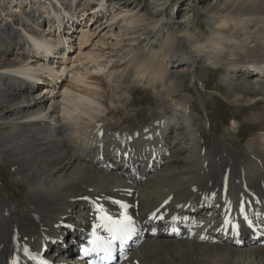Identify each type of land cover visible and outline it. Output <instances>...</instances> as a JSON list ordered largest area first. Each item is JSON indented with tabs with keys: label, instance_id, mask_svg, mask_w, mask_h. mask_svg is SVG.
<instances>
[{
	"label": "bare ground",
	"instance_id": "obj_1",
	"mask_svg": "<svg viewBox=\"0 0 264 264\" xmlns=\"http://www.w3.org/2000/svg\"><path fill=\"white\" fill-rule=\"evenodd\" d=\"M79 1L19 0L0 19V158L19 189L0 168V264L39 257L76 264L73 240L92 231L101 207L117 218L127 212L142 227L144 241L120 264H264V236L230 243L208 211L198 212V238L168 232L170 211L220 202L223 186L224 208L243 200L264 215V76L254 67L264 69V0H156V18L142 0ZM167 2L204 14L208 32L173 21L161 11ZM49 47L56 50L48 57ZM204 67L255 121L245 143L213 132L206 114L209 140L190 97L170 106L186 79L207 89ZM103 79L114 83L113 95ZM136 86L150 90L145 117L109 119L120 109L107 100L129 105ZM201 107L207 113L205 101ZM145 138L161 155L147 171L151 151L142 169L129 167L121 147ZM144 158L132 160L139 166Z\"/></svg>",
	"mask_w": 264,
	"mask_h": 264
},
{
	"label": "rangeland",
	"instance_id": "obj_2",
	"mask_svg": "<svg viewBox=\"0 0 264 264\" xmlns=\"http://www.w3.org/2000/svg\"><path fill=\"white\" fill-rule=\"evenodd\" d=\"M18 1L19 0H0V5L3 4V7H7L10 9V13H8V16L1 17L0 19L6 21L9 15L14 14L15 12L13 11V9L14 7L17 6ZM82 2H83L82 0L79 1V4L81 5ZM142 3L146 5L147 7L146 12L149 14V16H152L154 18L158 17V15L160 14L159 11L160 8H158V6L156 5V0H142ZM173 5L175 4L167 2L163 10L161 11L164 14L167 13V15L172 17L173 21L188 19L191 22L199 25L201 32L203 33L208 32L207 29L208 25L206 22L207 20L204 14L202 13L193 14V15L187 14L185 13L187 10H184L185 7L183 4L175 12V7H173ZM90 6L91 5H89V7ZM201 72L202 74L200 75L201 76L200 78L206 84L207 89H203L201 83H198L196 85L195 82L192 83L191 81L186 79L184 81L183 89H180L179 94L174 99V101L170 102V106H172V108L175 109L179 105L182 97L185 96L190 97L191 104H193L195 108L197 107V110L199 112V114L196 116L199 121V125L209 140L212 139V135H210L207 132L208 125H206V114L210 118V127L213 132L217 133L218 135L222 133H227L226 135H228V137L233 141L234 144L245 143V141L249 136H244V135L245 134L247 135L251 132L252 128L255 125L254 124L255 121L246 119V117L244 116L245 112L243 111L244 106H240L239 104L233 103V101L231 100H227L226 95L223 94L222 92L228 90V86L224 84V82L219 78L220 77L219 73H215L212 68H205V67L201 70ZM102 83L104 85L102 86L106 88V94L108 96L113 95L114 90L111 87H114V85H112L114 83H110V86H107L105 79L102 80ZM40 88L42 87L39 86L38 89ZM148 91L150 90L145 87H141V86L134 87L132 89V95H130V98L131 99L133 98L132 100L133 103L129 105L115 104L116 101L113 104H110V102L107 100L106 104L109 107L114 109V107L116 106L118 109H120L117 115L110 114L107 117L111 120L113 119V121L117 119L123 121H130V122L136 119L142 120L145 117V110L142 107L147 104L146 102H148L147 98H145L144 95H146ZM122 95L124 96V94ZM203 101L206 102L207 113L201 107ZM233 116L237 118L236 123L232 122ZM230 121L232 123H230ZM6 163H7L6 160L0 158V165H1L0 168L4 169V172L2 171V173L6 174V178H5L6 183L11 187L13 191L19 192V189H17V186L15 185L18 184V179L12 175L14 171L11 165L9 163L7 164Z\"/></svg>",
	"mask_w": 264,
	"mask_h": 264
},
{
	"label": "snow or ice",
	"instance_id": "obj_3",
	"mask_svg": "<svg viewBox=\"0 0 264 264\" xmlns=\"http://www.w3.org/2000/svg\"><path fill=\"white\" fill-rule=\"evenodd\" d=\"M97 211L100 215L98 223L93 226V240L91 243L94 247L92 251H95L96 248H100L103 251L110 252L116 241H123L129 238L135 231L134 221L127 212H122L119 218H114L112 215H109L103 207L97 209ZM98 228H102L108 233L106 238L97 235L96 230ZM25 251H27V249H25ZM85 251L87 252L89 250L85 249Z\"/></svg>",
	"mask_w": 264,
	"mask_h": 264
}]
</instances>
